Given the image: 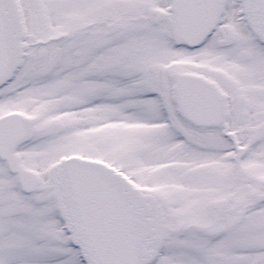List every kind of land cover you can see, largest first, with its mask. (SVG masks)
Masks as SVG:
<instances>
[{
	"label": "snow or ice",
	"instance_id": "6c2138e0",
	"mask_svg": "<svg viewBox=\"0 0 264 264\" xmlns=\"http://www.w3.org/2000/svg\"><path fill=\"white\" fill-rule=\"evenodd\" d=\"M0 264H264V0H0Z\"/></svg>",
	"mask_w": 264,
	"mask_h": 264
}]
</instances>
